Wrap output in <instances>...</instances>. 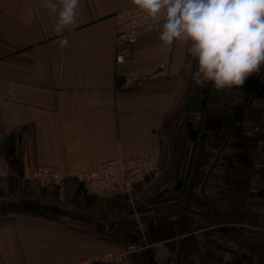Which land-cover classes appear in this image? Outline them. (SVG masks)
Listing matches in <instances>:
<instances>
[{
    "label": "crops",
    "instance_id": "0c3cea01",
    "mask_svg": "<svg viewBox=\"0 0 264 264\" xmlns=\"http://www.w3.org/2000/svg\"><path fill=\"white\" fill-rule=\"evenodd\" d=\"M40 4L0 0V264H76L129 242L125 264H264V68L201 88L160 27L116 63L115 14L132 0H81L63 48ZM140 154L154 168L131 194L87 186L97 162ZM42 165L62 179H34Z\"/></svg>",
    "mask_w": 264,
    "mask_h": 264
},
{
    "label": "clouds",
    "instance_id": "9594fccd",
    "mask_svg": "<svg viewBox=\"0 0 264 264\" xmlns=\"http://www.w3.org/2000/svg\"><path fill=\"white\" fill-rule=\"evenodd\" d=\"M136 10L158 21L159 40L184 45L194 85L217 91L242 87L264 68V0H132ZM81 0H41L56 15L54 33L66 47L77 26ZM86 43V42H85ZM193 63L195 68L193 70ZM15 89L9 90L14 95Z\"/></svg>",
    "mask_w": 264,
    "mask_h": 264
},
{
    "label": "built area",
    "instance_id": "2783aa9c",
    "mask_svg": "<svg viewBox=\"0 0 264 264\" xmlns=\"http://www.w3.org/2000/svg\"><path fill=\"white\" fill-rule=\"evenodd\" d=\"M115 30V61L124 63L132 59L133 41L142 34L155 31L159 28L158 21L145 17L144 13L136 10L133 4L118 11L116 14ZM133 79L124 76L120 81L123 88H129ZM154 168V158L149 155H135L131 157H115L97 162L85 174V182L89 189L108 194H131L134 186L143 175ZM7 169L0 157V177ZM63 173L58 165L37 166L33 171L34 179L44 183H53L62 179ZM134 242L124 245L121 252H101L79 260L76 264H125L124 256L136 251Z\"/></svg>",
    "mask_w": 264,
    "mask_h": 264
}]
</instances>
